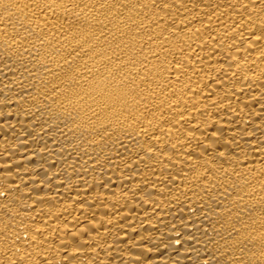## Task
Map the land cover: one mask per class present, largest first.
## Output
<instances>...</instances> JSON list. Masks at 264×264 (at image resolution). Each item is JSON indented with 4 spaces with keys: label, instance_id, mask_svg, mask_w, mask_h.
<instances>
[{
    "label": "bare ground",
    "instance_id": "bare-ground-1",
    "mask_svg": "<svg viewBox=\"0 0 264 264\" xmlns=\"http://www.w3.org/2000/svg\"><path fill=\"white\" fill-rule=\"evenodd\" d=\"M0 264H264V0H0Z\"/></svg>",
    "mask_w": 264,
    "mask_h": 264
}]
</instances>
